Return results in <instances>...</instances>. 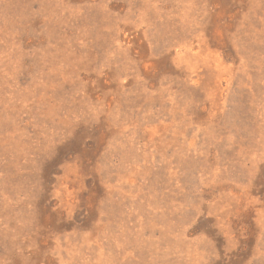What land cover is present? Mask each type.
I'll return each instance as SVG.
<instances>
[{
    "label": "rangeland",
    "instance_id": "1",
    "mask_svg": "<svg viewBox=\"0 0 264 264\" xmlns=\"http://www.w3.org/2000/svg\"><path fill=\"white\" fill-rule=\"evenodd\" d=\"M0 264H264V0H0Z\"/></svg>",
    "mask_w": 264,
    "mask_h": 264
}]
</instances>
